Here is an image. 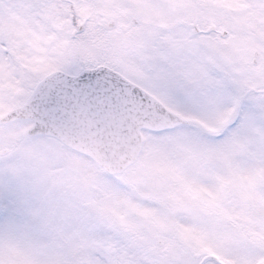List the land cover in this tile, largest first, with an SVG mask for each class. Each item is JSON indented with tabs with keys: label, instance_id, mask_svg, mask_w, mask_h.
<instances>
[{
	"label": "snow or ice",
	"instance_id": "6c2138e0",
	"mask_svg": "<svg viewBox=\"0 0 264 264\" xmlns=\"http://www.w3.org/2000/svg\"><path fill=\"white\" fill-rule=\"evenodd\" d=\"M0 264H264V0H0Z\"/></svg>",
	"mask_w": 264,
	"mask_h": 264
}]
</instances>
